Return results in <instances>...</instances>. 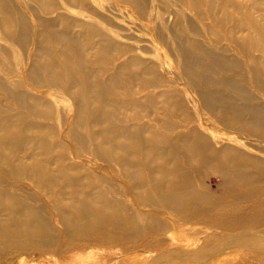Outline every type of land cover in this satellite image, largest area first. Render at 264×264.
<instances>
[{
    "label": "bare ground",
    "instance_id": "1",
    "mask_svg": "<svg viewBox=\"0 0 264 264\" xmlns=\"http://www.w3.org/2000/svg\"><path fill=\"white\" fill-rule=\"evenodd\" d=\"M28 1L0 0V259L264 264V0Z\"/></svg>",
    "mask_w": 264,
    "mask_h": 264
},
{
    "label": "rangeland",
    "instance_id": "2",
    "mask_svg": "<svg viewBox=\"0 0 264 264\" xmlns=\"http://www.w3.org/2000/svg\"><path fill=\"white\" fill-rule=\"evenodd\" d=\"M101 2H102V4H104V6H107V5H109V3H114L115 1L114 0H101ZM15 4H16V6H17V8L18 9H20L21 11H23L25 14H26V16L29 18V20L31 21V22H34L35 20H36V16H35V14H34V10L32 9V7L33 8H36V6H35V4H33V3H31L30 1H28V0H24V2L23 1H21V2H17V0H15ZM29 4V5H28ZM28 5V6H27ZM31 8H30V7ZM69 8L71 9V7L69 6ZM33 11H32V10ZM41 15H44L43 13H41ZM149 36V35H148ZM0 43L1 44H4L5 45V41L2 39H0ZM15 47V48H14ZM9 48H11L12 50H13V48H14V50H17L18 49V47L17 46H12V45H9ZM33 47H32V45H30V44H28V46L27 47H25V55L26 56H28V53H29V51L32 49ZM27 53V54H26ZM206 180H207V182L208 183H210L213 187H216V184L218 183V180H219V177L217 176V175H215V174H210L209 176H207V178H206ZM115 181H117V182H120L121 183V181H119V180H117V179H115ZM248 203H250V202H248V201H241L240 203H230V204H228V206H225V208H228V209H230V207H234V208H246L247 206H248ZM235 210V209H234ZM108 246H109V244H106V245H101V246H98V247H94V249L95 250H101V251H103V250H105V251H111V249L110 248H108ZM113 250V249H112ZM120 253H117V255H119ZM18 257H15V252L14 251H12V249H10V250H8V253L6 254V253H4V256H3V258L2 259H0V264H9V263H12V264H15V263H17V261H18ZM9 262V263H8ZM34 262L35 263H40V261H39V258H35V260H34Z\"/></svg>",
    "mask_w": 264,
    "mask_h": 264
}]
</instances>
